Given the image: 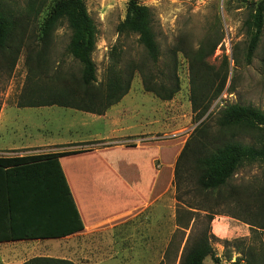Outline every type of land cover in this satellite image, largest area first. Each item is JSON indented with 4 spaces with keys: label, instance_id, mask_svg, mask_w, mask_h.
<instances>
[{
    "label": "rangeland",
    "instance_id": "obj_1",
    "mask_svg": "<svg viewBox=\"0 0 264 264\" xmlns=\"http://www.w3.org/2000/svg\"><path fill=\"white\" fill-rule=\"evenodd\" d=\"M28 1L8 0L11 8L26 19ZM58 1L38 0V6L42 5L41 13L34 22L26 20V24L23 23L25 36L31 41L24 40L10 70H0V110L6 108L0 122V135H4L0 146L10 140V135L15 140L20 139L19 135H42V139L50 141L54 138L88 142L105 139L87 143V148L96 151L65 158L61 166L72 196L78 191L86 205L89 218L83 214L84 220L106 219L99 222L93 233L72 239L2 246L1 264L25 262L35 257L63 259L75 264H179L186 241L203 230L207 232L220 264H233L237 260L252 263L264 256V229L249 225L250 222L254 225L259 221L262 223L254 205L245 212L243 206L234 204L223 209L224 214L215 216L210 223L204 212L193 211L187 229L178 227L185 225L189 216L178 212L184 208L176 201L172 184L174 165L183 144L197 126L189 102L188 62L181 53L176 56L180 91L170 101H161L144 92L136 74L128 94L104 116L56 106L17 107L18 104L44 101L47 90L58 87L54 78L60 74L56 71L79 77V65L65 52L70 39L65 23L53 35L47 70L34 69L32 62L26 59V44L38 42L41 26ZM82 2L97 30L92 60L98 81L105 74L113 47L120 50L124 63L138 61L143 50L137 37L119 36L116 32L118 24L125 18L128 0ZM137 2L152 13V30L162 52L158 64L160 71H164L170 61L172 49L196 51L206 45L209 51L217 44L205 63L221 74L227 68L228 77L224 91L211 107L213 117L223 107L233 104L251 105L264 111V29L252 62L247 65L244 61L247 38L242 28L247 15L245 2ZM108 137L113 138L108 140ZM154 181L160 188V197L154 205L141 207L138 213L129 212L126 219L117 221L118 224L113 222L111 228L108 216L126 208L139 207L141 199L148 197ZM263 182L264 170L253 165L239 170L230 184L238 189L256 190ZM204 264H212V261L206 258Z\"/></svg>",
    "mask_w": 264,
    "mask_h": 264
},
{
    "label": "trees",
    "instance_id": "obj_2",
    "mask_svg": "<svg viewBox=\"0 0 264 264\" xmlns=\"http://www.w3.org/2000/svg\"><path fill=\"white\" fill-rule=\"evenodd\" d=\"M247 9L242 28L247 38L244 61L252 62L264 29V0H240ZM38 0L27 2V19L14 11L8 0H0V70H10L24 44L26 20L34 22L41 13ZM65 23L70 32L65 48L67 56L80 67L79 77L58 72V87L47 90L42 102L18 104L17 107H60L94 116H104L129 92L136 74L142 89L161 101H170L180 91L177 53L188 62L189 102L197 123L176 159L172 184L176 201L188 215L205 213L210 223L234 204L249 212L258 210V225L264 229V182L256 190L231 186L234 175L253 165L264 170V111L251 105H227L215 117L210 112L226 87L227 68L221 74L205 63L217 44L209 51L206 45L193 49H172L171 59L160 71L162 52L152 30V13L137 0H128L124 20L118 24L119 36L134 35L143 50L138 61L123 62L120 50L110 51L108 67L101 81L96 75L92 54L97 30L82 0H59L43 22L35 45L26 44L27 61L34 69H48L51 41L57 28ZM238 64L237 60H234ZM166 69V70H165ZM55 72V73H56ZM53 80V81H54ZM85 151L0 158V243L25 240H57L82 232L84 224L76 207L61 158ZM76 187V186H75ZM77 189V188H76ZM226 214V213H225ZM258 219V218H257ZM177 223L179 216L176 217ZM179 224V223H178ZM220 264L205 230L186 241L179 264ZM243 262V263H242ZM237 260L233 264H264L262 255L252 263ZM24 264H75L63 259L35 257ZM163 264V263H159Z\"/></svg>",
    "mask_w": 264,
    "mask_h": 264
},
{
    "label": "crops",
    "instance_id": "obj_3",
    "mask_svg": "<svg viewBox=\"0 0 264 264\" xmlns=\"http://www.w3.org/2000/svg\"><path fill=\"white\" fill-rule=\"evenodd\" d=\"M54 107V106H52ZM23 108H39V107H23ZM6 108H2L0 110V122L1 119L3 117V114L5 112ZM2 136V138H1ZM4 135H0V140L3 139ZM13 135H10V140L4 144L3 146H0V158H10V157H24V156H36V155H45V154H57V153H62V152H66L65 149H71V150H67V151H85L84 153H81L79 155L73 156V157H78V156H84V155H88V154H92L93 151L96 150H92L87 148V143H91L94 141H106L105 139L103 140V138H101L100 140H92V141H65V140H56L58 138H54V140H45L42 139V135H36V136H31V135H19L20 139L15 140L12 137ZM99 138V136L97 137ZM113 137H108V140H112ZM95 139V138H93ZM109 144V143H108ZM111 149L110 144L108 145V150ZM65 158H61L60 164L62 163V160ZM65 173V172H64ZM158 191H157V189ZM156 189V190H155ZM160 188H159V184L157 183L156 185V181L151 183V186L149 187V192H148V197L141 199V202L138 204L139 207H137L136 209L133 208H126L125 210H120L117 211V213H112L110 216H108V221L110 223V227L112 228L114 225L113 222L115 224L117 221L119 220H123L126 219L128 217L129 212L132 211H136L135 213L139 212V209L142 208H147L150 207L151 205H154V203L159 199L160 197ZM73 198L76 204V207L79 211L80 217L83 221L84 224V230L82 232L73 234L71 236L62 238V239H72L75 238L77 236H81L87 233H93L94 231H96L98 229V225L100 221L103 220H99L97 221L96 219H92L88 222H86L84 220V216L83 214L86 216H88L89 218V213L88 211H86V205L83 201H81V197L80 194L78 193V191H75V193H73ZM62 239H57L55 241L58 240H62ZM32 242V240H23V241H15V242H5V243H0V247L2 246H6L8 244H18V243H26V242ZM34 241H45V240H33ZM4 249V248H3ZM28 261V260H27ZM26 262V261H25ZM24 261H16L13 263H8V264H24ZM1 264V262H0Z\"/></svg>",
    "mask_w": 264,
    "mask_h": 264
}]
</instances>
